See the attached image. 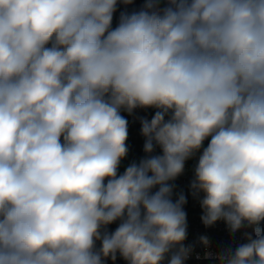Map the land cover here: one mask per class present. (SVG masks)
<instances>
[{
	"label": "clouds",
	"instance_id": "obj_1",
	"mask_svg": "<svg viewBox=\"0 0 264 264\" xmlns=\"http://www.w3.org/2000/svg\"><path fill=\"white\" fill-rule=\"evenodd\" d=\"M133 3L0 0V264H185L189 160L203 225L252 230L203 258L264 264V0Z\"/></svg>",
	"mask_w": 264,
	"mask_h": 264
},
{
	"label": "built area",
	"instance_id": "obj_2",
	"mask_svg": "<svg viewBox=\"0 0 264 264\" xmlns=\"http://www.w3.org/2000/svg\"><path fill=\"white\" fill-rule=\"evenodd\" d=\"M144 3V0H134V3L128 6V11H132L133 9H139L141 5ZM125 6L119 5L117 13L114 15L113 27L116 26L118 21L119 12L123 11ZM154 109L140 110L137 109L133 116H129L126 112H122L121 114L125 116V118L129 121V135L126 144L129 147V152L127 157L124 160L131 159L138 161L141 157L145 155L143 152V144L144 138L140 134V122L139 117H147L151 119V116L154 114ZM153 154H160V149L156 148ZM195 164V160H189L186 163V171L185 174L179 177L175 184L177 185L176 192L183 190L185 195L187 196V204L185 205V211L187 213V222H188V236L185 241V244H194L195 251L190 256V258L185 261V263H197L200 261H211L203 258V253L206 251L203 245L198 242V237L201 235H206L210 239L209 249L213 253H220L224 249L229 246L235 247L239 243L245 242L243 240V232L252 230L242 229L241 231L235 233L234 235L229 232L227 226L223 221H218L214 226L206 228L202 221V209L197 200H194L189 192V182L192 179V168ZM120 174L123 172L119 171ZM173 199H176L174 194ZM117 224H113L110 226L111 230H114ZM261 227L264 228V222L261 223ZM200 256V259H197V256ZM107 264H112L111 261H108ZM116 264H126V262L120 258L117 259Z\"/></svg>",
	"mask_w": 264,
	"mask_h": 264
},
{
	"label": "rangeland",
	"instance_id": "obj_3",
	"mask_svg": "<svg viewBox=\"0 0 264 264\" xmlns=\"http://www.w3.org/2000/svg\"><path fill=\"white\" fill-rule=\"evenodd\" d=\"M133 160L131 159H127V160H123L121 163V166L119 168V171L123 172L124 169L132 162Z\"/></svg>",
	"mask_w": 264,
	"mask_h": 264
},
{
	"label": "trees",
	"instance_id": "obj_4",
	"mask_svg": "<svg viewBox=\"0 0 264 264\" xmlns=\"http://www.w3.org/2000/svg\"><path fill=\"white\" fill-rule=\"evenodd\" d=\"M207 143L208 141H205V144H204L205 147L207 146ZM185 264H215V262L211 260V261H200L197 263H185Z\"/></svg>",
	"mask_w": 264,
	"mask_h": 264
}]
</instances>
